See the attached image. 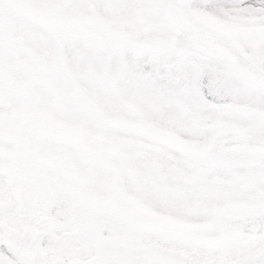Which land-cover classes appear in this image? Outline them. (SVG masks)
<instances>
[{
    "label": "snow or ice",
    "instance_id": "obj_1",
    "mask_svg": "<svg viewBox=\"0 0 264 264\" xmlns=\"http://www.w3.org/2000/svg\"><path fill=\"white\" fill-rule=\"evenodd\" d=\"M0 264H264V0H0Z\"/></svg>",
    "mask_w": 264,
    "mask_h": 264
}]
</instances>
